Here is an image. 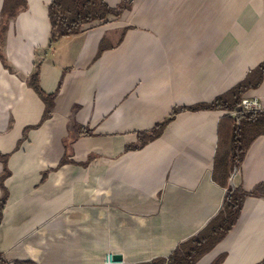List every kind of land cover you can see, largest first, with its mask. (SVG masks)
<instances>
[{"label":"crops","instance_id":"crops-1","mask_svg":"<svg viewBox=\"0 0 264 264\" xmlns=\"http://www.w3.org/2000/svg\"><path fill=\"white\" fill-rule=\"evenodd\" d=\"M51 1L27 0L0 45V153L10 154L0 251L36 264H95L107 252L104 264L166 257L222 208L227 190L213 180V160L222 137L230 144L233 115L180 111L154 140L125 147L174 107L211 102L264 60V0H131L119 17L49 44ZM36 67L54 102L42 123L44 103L27 83ZM250 96L264 112V75ZM64 156L70 162L58 166ZM261 183L264 134L232 179L248 192ZM220 254L221 264H264V191L245 199L227 236L196 264Z\"/></svg>","mask_w":264,"mask_h":264},{"label":"trees","instance_id":"trees-1","mask_svg":"<svg viewBox=\"0 0 264 264\" xmlns=\"http://www.w3.org/2000/svg\"><path fill=\"white\" fill-rule=\"evenodd\" d=\"M131 0H121L115 7H110L105 0H52L47 6V18L50 25L49 44H52L60 37H67L83 30L85 25L92 23H107L109 17H119L121 13L128 9ZM27 8V0H3L0 10V41L4 38L9 20L16 17L19 12ZM103 50L102 44L99 47V53ZM99 55V54H98ZM3 61V56L0 53ZM7 67L6 64H4ZM264 60L255 68L251 69L245 78L233 86L227 92L217 96L211 102L199 103L192 106L174 107L168 118L155 124L152 128L137 132L138 143L127 145L125 150L139 149L146 143L160 136L165 126L174 119L180 111L197 110H234L243 98V94L257 88L263 80ZM39 68L36 67L28 78L29 86L37 93L44 103V111L40 120L51 117V111L54 105L53 97L44 92L39 84ZM243 118L242 135L236 136L232 131L234 120L230 119L231 135L230 144L220 155V149L216 151L213 160V180L226 188V194L222 208L219 212L201 229L197 235L178 244L172 252L166 257H156L148 262L136 264H196L204 255L209 253L217 243L224 239L232 229L239 217L241 208L246 198L258 197L264 191V183L258 184L251 191H245L241 186H231L228 184L229 175L232 172L230 167L237 168L242 157L253 139L258 135L264 134V112L255 111L251 113L239 114L238 119ZM262 126L256 129V126ZM28 129V128H27ZM26 132V130H24ZM80 134H90L84 130ZM240 137V139H238ZM234 142H240L236 149ZM10 154L0 153V162L3 166V173L0 175V221L2 209L6 204L8 192L4 186V180L10 175L8 169V158ZM65 156L60 160L58 166L69 163ZM224 254L216 256L210 264H221ZM0 264H36L32 260H14L8 262L0 251Z\"/></svg>","mask_w":264,"mask_h":264},{"label":"rangeland","instance_id":"rangeland-1","mask_svg":"<svg viewBox=\"0 0 264 264\" xmlns=\"http://www.w3.org/2000/svg\"><path fill=\"white\" fill-rule=\"evenodd\" d=\"M11 21V20H10ZM19 36V34L15 31V34H14V36L12 35V37L14 38V37H18ZM0 45H1V41H0ZM13 47V46H12ZM64 50L65 49H56V51H58V53L59 54H63L64 53ZM37 61H38V59H37ZM36 61V62H37ZM35 62V63H36ZM236 116L237 115H234V116H232V118H233V120L235 121L234 122V125H233V133L234 134H236V136L238 137V136H241L242 135V128H243V118H240V119H237L236 118ZM261 127L262 126H256V129L258 130V129H261ZM221 136H224V135H221ZM238 139H240V137L238 138ZM221 144V147L219 148L220 149V155L222 156V152H224V150H225V148L227 147L226 146V143H227V141H226V137L224 136V137H222V139H221V142H220ZM233 146H236V149H238L237 147L238 146H240V142H234L233 143ZM230 169H232V172L230 173V175H229V179H228V184L229 185H232L233 186V184H232V179H233V177H234V174H235V171H236V168H234L233 167V165H232V167H230ZM108 253V252H107ZM107 253H105V254H100L99 256H102V258H101V260H98L97 262H95V264H104V256H106L107 255ZM73 254H75V253H73ZM48 255V258H49V256L51 255L50 253H48L47 254ZM112 259V258H111ZM111 262H114L113 260L111 261Z\"/></svg>","mask_w":264,"mask_h":264},{"label":"built area","instance_id":"built-area-1","mask_svg":"<svg viewBox=\"0 0 264 264\" xmlns=\"http://www.w3.org/2000/svg\"><path fill=\"white\" fill-rule=\"evenodd\" d=\"M260 110V102L256 96L243 97L239 105L231 111L232 115H237L238 119L239 114L251 113Z\"/></svg>","mask_w":264,"mask_h":264},{"label":"water","instance_id":"water-1","mask_svg":"<svg viewBox=\"0 0 264 264\" xmlns=\"http://www.w3.org/2000/svg\"><path fill=\"white\" fill-rule=\"evenodd\" d=\"M112 260L121 263L122 262V256L120 254H113Z\"/></svg>","mask_w":264,"mask_h":264},{"label":"bare ground","instance_id":"bare-ground-1","mask_svg":"<svg viewBox=\"0 0 264 264\" xmlns=\"http://www.w3.org/2000/svg\"><path fill=\"white\" fill-rule=\"evenodd\" d=\"M120 263V262H119Z\"/></svg>","mask_w":264,"mask_h":264}]
</instances>
